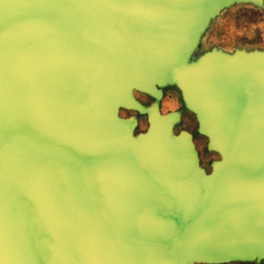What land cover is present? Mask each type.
Wrapping results in <instances>:
<instances>
[{"label":"water","instance_id":"water-1","mask_svg":"<svg viewBox=\"0 0 264 264\" xmlns=\"http://www.w3.org/2000/svg\"><path fill=\"white\" fill-rule=\"evenodd\" d=\"M237 4L0 0V264L264 262V48H200Z\"/></svg>","mask_w":264,"mask_h":264},{"label":"rangeland","instance_id":"rangeland-1","mask_svg":"<svg viewBox=\"0 0 264 264\" xmlns=\"http://www.w3.org/2000/svg\"><path fill=\"white\" fill-rule=\"evenodd\" d=\"M220 46L231 50L234 47L245 46L247 48H264V7H256L251 4H237L226 9L212 22L210 28L200 43V48H210ZM145 103L152 102V97L143 93L137 94ZM162 111L182 109L180 95L173 87H166L164 97L161 100ZM122 114H136L134 111L122 110ZM138 131L146 127V119L139 116ZM187 129L194 134V140L199 149L201 162L209 167L212 159L217 157L216 153L208 151L206 148L207 139L197 133V120L195 116L186 109H182V119L175 127L178 132ZM238 263V262H233Z\"/></svg>","mask_w":264,"mask_h":264},{"label":"trees","instance_id":"trees-1","mask_svg":"<svg viewBox=\"0 0 264 264\" xmlns=\"http://www.w3.org/2000/svg\"><path fill=\"white\" fill-rule=\"evenodd\" d=\"M226 264H232V263H226ZM234 264H258V263H254V262H238V263H234ZM259 264H264V262L259 263Z\"/></svg>","mask_w":264,"mask_h":264},{"label":"flooded vegetation","instance_id":"flooded-vegetation-1","mask_svg":"<svg viewBox=\"0 0 264 264\" xmlns=\"http://www.w3.org/2000/svg\"><path fill=\"white\" fill-rule=\"evenodd\" d=\"M164 92H165V89H164Z\"/></svg>","mask_w":264,"mask_h":264}]
</instances>
